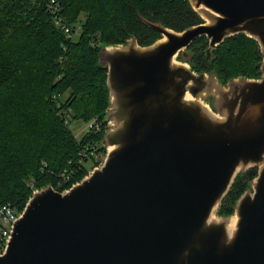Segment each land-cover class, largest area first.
Masks as SVG:
<instances>
[{
  "label": "water",
  "instance_id": "water-1",
  "mask_svg": "<svg viewBox=\"0 0 264 264\" xmlns=\"http://www.w3.org/2000/svg\"><path fill=\"white\" fill-rule=\"evenodd\" d=\"M190 2L202 22L144 18L161 37L101 47L106 158L70 188L34 191L0 264H264V0ZM239 33L259 43V77L224 83L188 62L197 38L213 51ZM251 167L234 212L220 214Z\"/></svg>",
  "mask_w": 264,
  "mask_h": 264
},
{
  "label": "trees",
  "instance_id": "trees-1",
  "mask_svg": "<svg viewBox=\"0 0 264 264\" xmlns=\"http://www.w3.org/2000/svg\"><path fill=\"white\" fill-rule=\"evenodd\" d=\"M144 18L176 30L203 21L190 0H0V206L12 203L23 211L34 188H70L88 175L87 162L96 160L90 147L102 145L100 151L107 152L110 94L99 51L131 34L141 44L161 37ZM208 45L202 36L189 46L195 71H216L224 83L260 76L263 55L255 38L233 35L213 57ZM71 115L86 124L99 118L106 127L100 133L84 130L78 138ZM70 170L75 177L58 188ZM257 174L251 167L236 177L220 214L234 212Z\"/></svg>",
  "mask_w": 264,
  "mask_h": 264
},
{
  "label": "built area",
  "instance_id": "built-area-1",
  "mask_svg": "<svg viewBox=\"0 0 264 264\" xmlns=\"http://www.w3.org/2000/svg\"><path fill=\"white\" fill-rule=\"evenodd\" d=\"M64 28L67 33L72 35L70 26L64 24ZM105 127L106 125L104 122H102L99 118H94L91 121L87 122L85 130L95 133H100ZM101 146L102 145H99L96 146L95 148L90 147L92 148L91 153H93L95 157H99L100 155L103 154L106 155L105 152L100 151ZM83 155H86V152H83ZM70 171L71 172H65L64 180L59 182L58 188L61 187L63 188L64 184L73 180L72 178L75 177V174L72 170ZM64 189L66 188L64 187ZM36 190L37 188L36 189L34 188V191ZM21 214H22V210H20L18 206L12 203H6L0 206V253H2L5 250L7 242L11 236L13 225L15 221L21 216Z\"/></svg>",
  "mask_w": 264,
  "mask_h": 264
},
{
  "label": "rangeland",
  "instance_id": "rangeland-1",
  "mask_svg": "<svg viewBox=\"0 0 264 264\" xmlns=\"http://www.w3.org/2000/svg\"><path fill=\"white\" fill-rule=\"evenodd\" d=\"M78 28L80 29V27H78ZM68 113L73 114V112H71V110H68ZM71 116L72 117L69 118L71 127H72L73 131L75 132L76 136L78 138H81L87 124L85 122H82L81 120H75V119H73V115H71ZM106 155H107V152H106ZM106 155L103 154V155H100L99 157H96L95 161H88L87 166L90 169L89 172H91L95 166L103 163L105 158H106ZM97 161H99V163Z\"/></svg>",
  "mask_w": 264,
  "mask_h": 264
},
{
  "label": "flooded vegetation",
  "instance_id": "flooded-vegetation-1",
  "mask_svg": "<svg viewBox=\"0 0 264 264\" xmlns=\"http://www.w3.org/2000/svg\"><path fill=\"white\" fill-rule=\"evenodd\" d=\"M208 46H209V45H208ZM208 46L206 47V53H207L208 56L213 57V56H214V53H213V51L208 50ZM188 49H190V48H188ZM190 50H191V49H190ZM191 51H192V50H191ZM192 52H193V51H192ZM193 56H194V55H193ZM193 56H192L191 60L188 61L189 63H192ZM206 72H207V71H206ZM208 72H209V71H208Z\"/></svg>",
  "mask_w": 264,
  "mask_h": 264
}]
</instances>
